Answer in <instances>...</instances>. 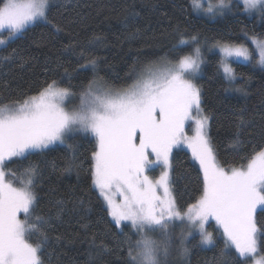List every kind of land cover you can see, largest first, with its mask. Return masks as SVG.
Segmentation results:
<instances>
[{
    "label": "snow or ice",
    "instance_id": "6c2138e0",
    "mask_svg": "<svg viewBox=\"0 0 264 264\" xmlns=\"http://www.w3.org/2000/svg\"><path fill=\"white\" fill-rule=\"evenodd\" d=\"M193 4L202 8L199 0ZM241 5L244 12L259 13L264 19V0H217L206 12L214 16ZM51 6L52 0H0V32L7 30L0 46L36 22H49ZM56 30L62 29L56 26ZM245 36L253 49L245 44L217 43L223 57L221 70L229 83L236 79L229 63L232 58L264 68V36ZM102 39L94 34L87 43ZM190 39L198 42L196 36ZM187 44L189 40L179 39V45ZM194 52L184 55L174 67L156 68L150 62L144 66L146 75L142 72L133 84L119 90L94 75L82 85L79 105L71 109L66 107L67 99L74 95L71 85L62 87V81L55 79L45 81L35 95L0 105V264H45L43 246L51 227V217L36 211L34 186L39 166L30 164L17 187L7 179L11 175L7 164L57 145L71 150L67 141L77 133L94 138L89 171L108 216L122 234V226H130L139 237L134 242L125 239L130 264H161V256L169 254L170 226L177 221L187 228L180 236L181 256H187L186 241L195 234L200 246L216 248L217 239L207 230L209 220L216 222L223 237L218 264H264V255L259 254L264 247V224L257 219L264 215V145L253 148L250 157H243L247 163L239 167L226 169L218 162L208 136L210 116L201 106V89L189 78L202 63L200 49ZM97 64L98 58L89 56L81 67H91L96 73ZM189 121L195 125L191 136L185 132ZM248 125L242 114L237 117L232 148L243 144L241 137ZM182 144L202 174L200 195L186 210L178 207L170 187V157L173 148ZM154 164L164 168L157 179L147 174ZM74 167L75 159H66L63 170L70 172ZM56 203L59 216L64 202ZM156 232L161 233L160 240L150 235ZM33 235L41 237L39 243L30 242Z\"/></svg>",
    "mask_w": 264,
    "mask_h": 264
},
{
    "label": "trees",
    "instance_id": "16d2710c",
    "mask_svg": "<svg viewBox=\"0 0 264 264\" xmlns=\"http://www.w3.org/2000/svg\"><path fill=\"white\" fill-rule=\"evenodd\" d=\"M192 1L52 0L49 22H36L0 46V105L35 95L45 81L53 79L62 81V87L70 84L73 93H80L82 85L94 75L106 86L121 89L129 86L135 73L150 62H178L184 55H194L198 47L205 54L202 75L197 80L201 106L210 116L209 138L217 160L226 169L246 164L243 157H250L253 148L259 150L264 145V69L255 63H233L236 80L231 84L221 71V56L208 51L218 42L249 45L245 33L264 36V19L244 12L242 5L235 6L233 15L208 19L195 13ZM56 26L62 30L57 31ZM94 34L103 39L89 45L87 41ZM6 36L7 30L0 38ZM192 36L198 42H192ZM181 37L189 44L179 45ZM70 44L74 47L69 48ZM89 56L98 58L96 73L91 67H81ZM241 114L249 125L241 137L243 144L234 149L230 144ZM68 141L71 150L57 145L26 159L14 158L6 167L11 173L7 179L18 186L30 164L40 168L34 186L36 211L51 217L48 240L43 246L45 264H130L125 239L134 242L137 235L123 226L121 233L92 186L89 169L94 138L77 133ZM73 158L76 167L65 172L66 159ZM170 161V187L178 207L186 210L200 195L202 174L186 150H176ZM155 166L147 171L152 179L164 170ZM57 201L64 202L59 216ZM257 219L264 224V215ZM207 230L214 233L216 248H203L199 238H194L187 242V256L177 255L165 264H218L219 249L223 247L221 230L214 220L208 222ZM40 240L39 235H33L30 242ZM259 254L264 255V247Z\"/></svg>",
    "mask_w": 264,
    "mask_h": 264
},
{
    "label": "rangeland",
    "instance_id": "374dc122",
    "mask_svg": "<svg viewBox=\"0 0 264 264\" xmlns=\"http://www.w3.org/2000/svg\"><path fill=\"white\" fill-rule=\"evenodd\" d=\"M199 2L200 3H202V8H199V9H197L195 6H194V4H193V1H192V4H193V8H194V11H195V13L197 14V15H199V16H201V17H205V18H208V19H212V20H216V19H218V18H225V17H227V16H230V15H233L234 13H235V11H236V7L235 6H233V8H232V10L231 11H226V12H224L223 14H216V15H211V14H208L207 12H206V9L209 7V4H212V5H215L216 3H217V0L216 1H211V0H199ZM251 15H259L260 16V14L259 13H252ZM6 30H4L3 32H0V35H2L4 32H5ZM247 47H249V49L251 50V49H253L254 48V45H252L251 44V41H249V45H246ZM204 48H206L205 46H204ZM208 52H213V53H217V54H219L220 56H221V62H222V59H223V57H222V53L220 52V50H219V48L217 47V45H210L209 46V51ZM206 54H208V53H206ZM195 55V54H194ZM204 53L200 50V58H201V60H202V62H203V58H204ZM258 58V57H257ZM169 62H171L170 64L167 62V63H159V64H157V65H154L156 68H163L164 66H169V67H174V66H176L177 65V63L178 62H173V61H169ZM229 63L231 64V67L233 68V63H243V64H251V63H249V62H247V61H244V60H242V59H240V60H237V59H235V58H232V59H230L229 60ZM201 66L202 65H200V69H199V71L196 73V74H194V75H192V76H190L189 78L190 79H192V81H193V83H195L196 85H197V87H198V82H197V80H198V78L202 75V70H201ZM220 67H221V65H220ZM257 67H259V69H264V68H262V67H260L259 65H257ZM234 70V69H233ZM222 71V70H221ZM144 73L145 75H146V70L145 69H143V70H141L140 72H137V74L135 73V75H134V78H133V80H132V82H131V84H133L136 80H137V78L141 75V73ZM223 73V72H222ZM224 75V74H223ZM236 80V79H235ZM235 80L233 81V82H231V84H234L235 83ZM130 84V85H131ZM128 87V86H127ZM124 88H126V87H124ZM121 89H123V88H121ZM116 90H119V89H116ZM79 103H80V100H79V93H74V95H72L71 97H69L68 99H67V101H66V107L67 108H69V109H71V108H74V107H76V106H78L79 105ZM194 115V117L196 116V114L194 113L193 114ZM194 123L192 122V121H189V122H187V124H186V126H185V132H186V134L187 135H189V136H191L192 134H193V132H192V128H194ZM208 128H209V123H208ZM208 136H209V129H208ZM67 143H69V141H67ZM178 149H182V150H186L189 154H190V156H191V152H190V150L186 147V145H180L179 147H176V148H173V150H172V154H171V157H172V155H173V153L176 151V150H178ZM171 157H170V159H171ZM192 157V156H191ZM150 159H155L154 157H150ZM195 162V161H194ZM196 163V162H195ZM197 165H198V163H196ZM157 166L159 165V167H161V168H163V166H161V164H156ZM199 166V165H198ZM155 164L154 165H152L149 169H148V171L150 170H153V169H155ZM164 171V170H163ZM159 177V176H158ZM157 177V178H158ZM12 182V181H11ZM13 183V182H12ZM14 184V186H17V187H19L18 185H16L15 183H13ZM20 218L21 219H23V214L21 213V215H20ZM210 221V220H209ZM130 227V226H129ZM131 228V227H130ZM187 230V228H186V225L185 224H181L179 221H177L173 226H170V229H169V231H170V233H171V244H170V247H169V254H168V256L167 257H163V256H161V258H160V260H161V264H165V262H168V261H170V260H172V259H174V258H176V256L178 255L179 257H181V255H180V253H179V249H180V236H181V233L183 232V231H186ZM134 231V230H133ZM150 235L153 237V238H155V239H157V240H160L161 238H162V236H161V233H159V232H156V233H150ZM139 237L137 236V239H138ZM195 238H199V235L198 234H195ZM191 239H194V238H192V237H189V239L186 241V244H185V246L188 244L187 242H189V240H191ZM200 239V238H199ZM203 248H205V247H203ZM249 264H252V262L251 261H249Z\"/></svg>",
    "mask_w": 264,
    "mask_h": 264
}]
</instances>
